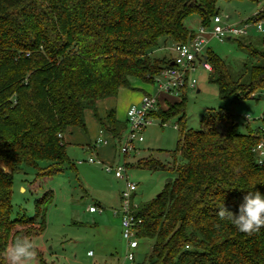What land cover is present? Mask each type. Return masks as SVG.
Instances as JSON below:
<instances>
[{"label": "trees", "instance_id": "16d2710c", "mask_svg": "<svg viewBox=\"0 0 264 264\" xmlns=\"http://www.w3.org/2000/svg\"><path fill=\"white\" fill-rule=\"evenodd\" d=\"M220 0H0V264L6 249L20 236L32 240L46 228L52 201L47 192L35 202V216H13L17 173L34 169L48 178L74 167L66 136L87 129V112L101 122V131L120 141L128 127L113 107L104 118L98 104L133 89L132 79L155 83L171 65L170 56L154 52L196 35L186 21L198 16L209 26L220 13ZM264 13L248 19L258 21ZM249 56L243 73L234 76L227 61L211 47L209 81L222 100L260 99L264 93V36L232 38ZM186 91L167 109L158 103L150 113L164 122L182 114L173 164L139 159L138 167L169 171L162 192L134 208L142 219L138 238L153 241L139 264H264V229L240 232L221 220L223 204L237 211L248 190L264 192V163L255 151L264 141L262 127L243 133L231 112L210 113L200 130L184 121ZM105 119V120H103ZM165 124V123H164ZM109 145V144H108ZM38 264L46 261L37 248Z\"/></svg>", "mask_w": 264, "mask_h": 264}, {"label": "rangeland", "instance_id": "374dc122", "mask_svg": "<svg viewBox=\"0 0 264 264\" xmlns=\"http://www.w3.org/2000/svg\"><path fill=\"white\" fill-rule=\"evenodd\" d=\"M263 4L264 0H220L218 8L222 15L234 22L250 17ZM198 21V16H193L186 24L196 28ZM261 36L251 30L246 37ZM210 47L227 61L235 77L243 73V64L250 60L246 52L238 49L234 40L219 42L214 39ZM169 54L170 51L166 49L154 52L155 57H169ZM209 73L199 69L194 74L198 80V88L186 91L184 121L187 129L200 130L204 117L222 110L234 115L239 131L243 133L248 131L247 123L252 130L262 127L264 93L260 99L222 100L218 86L209 81ZM132 85L133 89H122L118 95L119 99L115 102V105L117 102L119 104L121 123H126L127 109L132 104L139 103L145 93L159 95L163 109L168 108L167 101L175 103L183 98L182 94H158L157 83H144L134 78ZM112 105L113 100L101 101L99 116L104 118L106 112L115 108ZM92 114H87L86 130L78 128L66 136L67 152L74 167L67 166L62 172L48 178H37L36 171L29 168L25 173L15 174L12 196L14 217L35 216L36 200L47 192L52 193L53 198L46 211L45 231L33 239L38 248L45 247L42 251L49 263L129 264L124 263L125 241L122 237L120 218L112 213L113 209L120 206V193L125 187V182L116 178L114 172L106 171V164H112L113 167L126 166L129 180L138 186L133 197L137 206L158 196L167 179L172 177L169 171L138 167L136 163L139 159L153 158L169 166L173 164L171 152L176 150L179 140V130L175 126L178 125L182 114L175 115L165 122L161 118H153L152 125L143 133L144 141L135 142V149L128 155L121 152V148L127 144L128 127L124 129L120 141L115 140L110 132H104L102 138L107 139L109 145H99L101 122ZM247 115L250 116L249 121L245 119ZM95 139L97 140L94 141ZM90 158L100 160L102 164L89 163ZM89 206H99L103 213H90ZM152 244L151 240L140 241L136 264L146 260ZM35 264H38L37 259Z\"/></svg>", "mask_w": 264, "mask_h": 264}, {"label": "built area", "instance_id": "2783aa9c", "mask_svg": "<svg viewBox=\"0 0 264 264\" xmlns=\"http://www.w3.org/2000/svg\"><path fill=\"white\" fill-rule=\"evenodd\" d=\"M264 13V4L256 13ZM251 30L264 36V18L256 22L248 18L241 22H231L227 16L221 13L216 14L209 26L199 25L196 29V35L183 43H174L167 50L170 51L171 65L160 71L155 77V83L158 84V94L180 95L183 90L197 89L198 80L194 74L199 70L211 72L213 67L207 60V49L212 40L225 42L232 38L244 37L250 34ZM159 103V95L145 93L139 103L132 104L127 110L128 135L127 144L121 148L123 154L128 155L135 149V142H143V133L147 127L152 125L153 118L150 113L153 112ZM250 116H245L249 121ZM177 127V126H176ZM103 131L100 132L98 139L99 145H108L109 141L102 138ZM255 151L259 156V163H264V141L260 142ZM89 163L102 164L100 160L90 158ZM105 169L108 172H114L116 178L125 182V187L120 193V206L112 210L114 216L120 218L122 237L125 241L124 263L136 264L137 250L140 246V240L137 232L142 224V219L137 217L133 210L137 205L133 202L136 193L137 184L129 180L126 166L113 167L112 164H106ZM90 213H103L99 206H89ZM91 254V252H89Z\"/></svg>", "mask_w": 264, "mask_h": 264}, {"label": "clouds", "instance_id": "9594fccd", "mask_svg": "<svg viewBox=\"0 0 264 264\" xmlns=\"http://www.w3.org/2000/svg\"><path fill=\"white\" fill-rule=\"evenodd\" d=\"M221 220L230 221L240 232L253 234L264 229V192L248 190L238 210L224 204L217 210ZM38 245L27 236L17 237L6 249L8 264H35Z\"/></svg>", "mask_w": 264, "mask_h": 264}, {"label": "crops", "instance_id": "0c3cea01", "mask_svg": "<svg viewBox=\"0 0 264 264\" xmlns=\"http://www.w3.org/2000/svg\"><path fill=\"white\" fill-rule=\"evenodd\" d=\"M254 14V13H253ZM252 14V15H253ZM246 18H248V17H246ZM246 18H240V19H238V20H235L234 22H241V21H243V20H245ZM198 26H199V24H198ZM198 26L196 27V28H194V29H197L198 28ZM172 44H169L167 47H166V50L171 46ZM122 90V89H121ZM120 90V91H121ZM120 91H119V93H120ZM199 91V90H198ZM119 95V94H118ZM118 97V98H117ZM116 98H112V99H106L107 101H112L113 100V105L115 106V109H116V116H117V119L120 121V119H119V104H118V102H117V105H115V102L117 101L116 99H119V96H117ZM105 101V100H104ZM100 103L101 102H99V104H98V111H99V108H100ZM112 105V106H113ZM109 107H107V109H108ZM106 109V110H107ZM128 110V109H127ZM88 113H93V112H90V111H88L87 112V114ZM92 115H94V113L92 114ZM94 117H95V115H94ZM97 118V117H96ZM125 120L127 121V111H126V117H125ZM122 122V121H121ZM176 127V126H175ZM100 130H101V128L99 127V132H100ZM104 132H106V130H104ZM97 139H95L94 141H96ZM88 145V144H87ZM89 146H90V144H89ZM88 146V147H89ZM92 148V147H91ZM103 151V150H102ZM107 151V150H106ZM140 247V246H139ZM39 249H41V250H44L45 249V247H39Z\"/></svg>", "mask_w": 264, "mask_h": 264}]
</instances>
